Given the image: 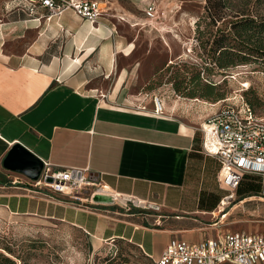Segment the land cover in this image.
I'll return each mask as SVG.
<instances>
[{"label": "crops", "instance_id": "crops-1", "mask_svg": "<svg viewBox=\"0 0 264 264\" xmlns=\"http://www.w3.org/2000/svg\"><path fill=\"white\" fill-rule=\"evenodd\" d=\"M33 5L32 12L27 0H0V217L60 221L96 242L126 240L153 258L172 238L196 243L222 234L226 216L213 210L219 202L192 204V188L197 194L204 184L194 171L211 159L214 178L218 170L201 151L198 128L217 109L181 111L176 100L160 103L162 115L137 110L131 93L143 70L133 40L116 33L115 16L91 24L66 10L46 20ZM15 144L56 168L87 169L147 209L32 192L28 177L2 166Z\"/></svg>", "mask_w": 264, "mask_h": 264}, {"label": "rangeland", "instance_id": "rangeland-1", "mask_svg": "<svg viewBox=\"0 0 264 264\" xmlns=\"http://www.w3.org/2000/svg\"><path fill=\"white\" fill-rule=\"evenodd\" d=\"M98 1L104 14L115 16L116 33L133 40V55L140 59L143 74L132 89V106L142 103L151 109L155 101L173 105L179 100L181 111L203 105L213 112L243 98L253 101L255 113L264 116V61L218 67L204 51L203 46L208 48L212 39L209 33L221 27L220 22L212 25L204 19L207 0ZM249 4L253 13L264 15V0H250ZM149 6L153 7L151 15L147 14ZM205 165L200 172L194 171V180L204 184L197 194V186L192 188V204L198 201L208 207L226 191L214 178L216 162L211 159ZM258 180L255 175H245L237 197L259 192ZM226 210L219 225L222 233H264L263 199L250 198ZM2 247L11 248L23 264H153L126 240L96 242L79 228L41 217H0V251L9 254Z\"/></svg>", "mask_w": 264, "mask_h": 264}, {"label": "built area", "instance_id": "built-area-1", "mask_svg": "<svg viewBox=\"0 0 264 264\" xmlns=\"http://www.w3.org/2000/svg\"><path fill=\"white\" fill-rule=\"evenodd\" d=\"M27 1L31 4L32 12L33 4L37 3L44 8L46 20L71 10L80 18L94 24L104 14L98 0ZM17 4L20 2L18 1ZM152 10L153 7L149 6L147 14L151 15ZM135 108L157 115L163 114L162 106L158 101L153 103L152 109L142 103ZM199 130L202 136L201 151L217 160L216 179L219 186L226 191L217 205L219 217H225L228 213L227 208L247 199L264 200V116L257 115L252 107L240 98L227 102L214 111L199 125ZM42 163L38 178L29 179L32 192L49 191L64 195L84 193L85 201L90 202L94 193H107L112 194L117 199L116 202L124 206L128 203L143 208L146 206L145 202L134 200L132 196L110 191L100 180L92 178L87 169H61L47 161ZM245 175L257 176L260 190L252 196L240 199L236 190ZM85 185L88 190L83 192ZM51 195L49 197H52ZM145 254L154 264H264V235L229 230L196 243L172 238L157 258Z\"/></svg>", "mask_w": 264, "mask_h": 264}, {"label": "trees", "instance_id": "trees-1", "mask_svg": "<svg viewBox=\"0 0 264 264\" xmlns=\"http://www.w3.org/2000/svg\"><path fill=\"white\" fill-rule=\"evenodd\" d=\"M249 2L250 0H207L206 2L204 19H208L207 23L212 25L220 22L221 27L209 33L212 37L209 47L202 46L210 61L218 67H229L236 62L246 63L250 60L264 61V15L253 13ZM198 32L201 33L200 30ZM246 102L251 107L255 104L251 100ZM243 197L245 196L240 199ZM218 202L219 200L206 208H214ZM199 205L202 206L200 203ZM122 240L115 239L112 242ZM2 249L9 254L0 251V264H23L20 257L12 253L11 248L2 247ZM143 254L148 257L144 252Z\"/></svg>", "mask_w": 264, "mask_h": 264}, {"label": "water", "instance_id": "water-1", "mask_svg": "<svg viewBox=\"0 0 264 264\" xmlns=\"http://www.w3.org/2000/svg\"><path fill=\"white\" fill-rule=\"evenodd\" d=\"M42 164L38 157L19 144L13 145L2 161L5 169L21 173L31 180L38 178ZM116 200L112 194L107 193H94L91 197L95 203H114Z\"/></svg>", "mask_w": 264, "mask_h": 264}, {"label": "bare ground", "instance_id": "bare-ground-1", "mask_svg": "<svg viewBox=\"0 0 264 264\" xmlns=\"http://www.w3.org/2000/svg\"><path fill=\"white\" fill-rule=\"evenodd\" d=\"M158 107H159V104H158ZM85 189H88L87 188V185H85L84 187H83V190H85ZM220 221V220H219Z\"/></svg>", "mask_w": 264, "mask_h": 264}]
</instances>
